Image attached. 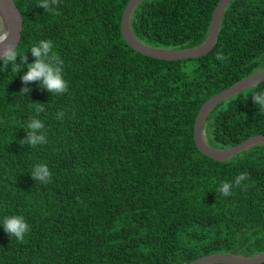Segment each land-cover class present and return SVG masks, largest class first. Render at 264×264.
Instances as JSON below:
<instances>
[{
  "label": "trees",
  "instance_id": "trees-1",
  "mask_svg": "<svg viewBox=\"0 0 264 264\" xmlns=\"http://www.w3.org/2000/svg\"><path fill=\"white\" fill-rule=\"evenodd\" d=\"M15 1L24 18L18 52L34 63L30 48L51 40L68 90L52 96L25 85L22 59L19 74L0 62V222L22 215L31 229L18 242L0 226V264H190L263 254L264 144L220 161L199 150L194 131L209 99L264 72V0H232L213 50L174 61L126 42L121 22L131 0H59L58 14L38 8L40 0ZM219 1L144 0L130 28L149 47L196 48ZM258 91L264 81L209 112L210 147L264 135ZM37 102L48 143L22 147ZM38 163L52 173L47 184L31 177ZM243 172L249 178L230 196L216 191Z\"/></svg>",
  "mask_w": 264,
  "mask_h": 264
},
{
  "label": "water",
  "instance_id": "water-1",
  "mask_svg": "<svg viewBox=\"0 0 264 264\" xmlns=\"http://www.w3.org/2000/svg\"><path fill=\"white\" fill-rule=\"evenodd\" d=\"M143 1L144 0H131L127 4L121 22L122 34L124 36V39L133 49L146 56L161 60L174 61L202 57L209 54L213 50L219 33L222 15L226 7L232 0L219 1L212 16L210 32L206 41L199 47L184 50L149 47L140 43L134 37L130 28V20L134 9L137 7L138 4ZM0 16L2 17L3 24L10 32L8 42L6 44H0V53H2L7 44H12L14 47H18L23 34L24 18L23 13L15 0H0ZM0 59H2V57H0ZM263 81L264 72L242 79L241 81L232 85L228 89L214 95L202 106L195 122L194 131L196 145L202 153L213 159L224 161L234 157L241 151L251 146L264 144V135H256L232 148L225 150H217L207 144L205 140V131L203 130L204 121L209 112L215 106H217L222 101L228 99L229 97L237 95L238 93H241ZM214 263L261 264L264 263V253L255 257H240L230 254H212L201 257L200 259L190 264Z\"/></svg>",
  "mask_w": 264,
  "mask_h": 264
},
{
  "label": "clouds",
  "instance_id": "clouds-1",
  "mask_svg": "<svg viewBox=\"0 0 264 264\" xmlns=\"http://www.w3.org/2000/svg\"><path fill=\"white\" fill-rule=\"evenodd\" d=\"M59 4V0H40L37 4L38 8H42L45 12L58 14L54 6ZM10 32L3 23H0V44H6L9 40ZM28 52H31L35 58L34 63H28V56L25 54L20 55L17 47L12 44H7L3 52L0 53V62H2L5 68L11 65L13 72L20 73L23 69L17 64V59L23 60L26 65L27 71L22 77V82L25 85L31 83H38L48 93L53 95H61L67 92L68 84L63 78V61L60 59L57 53L53 51V42L51 40H41L37 44L33 45ZM217 60H223L222 54H216ZM30 88L24 87L20 94H28ZM252 99L256 104L259 112L264 110V91L254 92ZM35 115L29 118L26 129L27 138L19 141L21 146L28 145L31 148H35L38 145L48 143L47 134L44 131V122L37 118L40 113L45 111V104L32 103ZM259 114V113H258ZM65 113L58 111L56 119H63ZM31 177L34 181H38L41 184H47L51 178L52 173L49 170L47 164L38 163L33 166L30 172ZM249 178L248 173L243 172L235 177L233 182L224 181L217 188V192L223 196L228 197L232 194L233 184L236 187H241L242 182ZM244 188L247 185H243ZM0 226L8 233L12 238H15L18 242H24L26 234L30 232V225L22 215L6 216L0 222Z\"/></svg>",
  "mask_w": 264,
  "mask_h": 264
},
{
  "label": "rangeland",
  "instance_id": "rangeland-1",
  "mask_svg": "<svg viewBox=\"0 0 264 264\" xmlns=\"http://www.w3.org/2000/svg\"><path fill=\"white\" fill-rule=\"evenodd\" d=\"M0 23H3V20H2V17L0 16ZM205 137H206V134H205Z\"/></svg>",
  "mask_w": 264,
  "mask_h": 264
}]
</instances>
